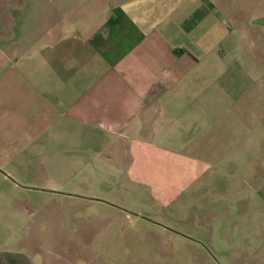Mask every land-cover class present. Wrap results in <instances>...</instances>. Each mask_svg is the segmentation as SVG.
Returning <instances> with one entry per match:
<instances>
[{
    "label": "crops",
    "instance_id": "0c3cea01",
    "mask_svg": "<svg viewBox=\"0 0 264 264\" xmlns=\"http://www.w3.org/2000/svg\"><path fill=\"white\" fill-rule=\"evenodd\" d=\"M238 1L0 0V173L90 152L264 218V0Z\"/></svg>",
    "mask_w": 264,
    "mask_h": 264
},
{
    "label": "rangeland",
    "instance_id": "374dc122",
    "mask_svg": "<svg viewBox=\"0 0 264 264\" xmlns=\"http://www.w3.org/2000/svg\"><path fill=\"white\" fill-rule=\"evenodd\" d=\"M21 2L27 10L32 0ZM48 156L0 173V264H264L256 254L264 218L247 204L183 206L188 191L164 186L159 173L136 170L134 183L109 163L106 176L97 173L102 160L90 152ZM44 164L51 174L39 173Z\"/></svg>",
    "mask_w": 264,
    "mask_h": 264
}]
</instances>
